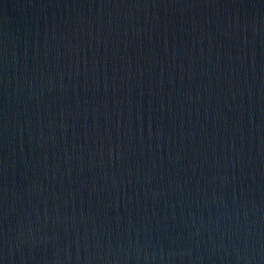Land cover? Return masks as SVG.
Listing matches in <instances>:
<instances>
[{
  "label": "water",
  "instance_id": "95a60500",
  "mask_svg": "<svg viewBox=\"0 0 264 264\" xmlns=\"http://www.w3.org/2000/svg\"><path fill=\"white\" fill-rule=\"evenodd\" d=\"M0 264H264V0H0Z\"/></svg>",
  "mask_w": 264,
  "mask_h": 264
}]
</instances>
